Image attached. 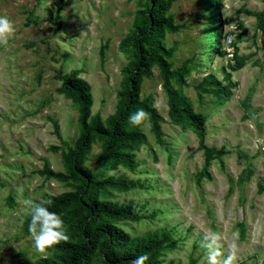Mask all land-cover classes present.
<instances>
[{
    "label": "rangeland",
    "instance_id": "obj_1",
    "mask_svg": "<svg viewBox=\"0 0 264 264\" xmlns=\"http://www.w3.org/2000/svg\"><path fill=\"white\" fill-rule=\"evenodd\" d=\"M143 2L0 0V15L16 29L0 46V264L53 258L50 251L37 253L24 233L30 214L23 200L46 202L72 190L38 174L44 167L65 172L62 153L79 132L77 105L58 88L74 74L89 88L91 116L104 121L114 113L121 72L131 61L127 39ZM169 14L183 27L161 43L174 48L172 70L188 69L184 84L172 81L171 88L202 115L204 144L217 155L205 165L196 134L170 121L153 67L139 96L162 117V142L146 121L140 126L146 142L131 151L134 172L104 169L97 141L84 166L100 178L113 175L134 185L110 200L130 204L141 219L117 225L131 238L169 232L176 244L162 251L161 264H202L199 244L210 231L223 234L225 255L237 244V264H264V0H173ZM207 76L228 95L201 88ZM65 225L70 239L71 224Z\"/></svg>",
    "mask_w": 264,
    "mask_h": 264
},
{
    "label": "trees",
    "instance_id": "obj_2",
    "mask_svg": "<svg viewBox=\"0 0 264 264\" xmlns=\"http://www.w3.org/2000/svg\"><path fill=\"white\" fill-rule=\"evenodd\" d=\"M173 0H144L142 9L135 13L131 34L127 42L131 51V61L122 70L120 87L116 93L117 103L114 113L101 121L98 115L91 116V95L88 86L75 75L62 79L58 93L77 105L78 136L71 146L62 153L64 173H55L44 167L39 175L57 182L68 183L72 190L58 196L48 197L52 201L47 205L71 224V237L67 242L50 249L52 259L38 264H130L137 256L148 254L146 264H161L162 251L173 248L176 244L169 232L146 234L131 238L118 227L122 222H138L139 212L130 204H118L110 200L113 192H128L134 185L113 175L100 178L84 166L87 153L92 144L100 143L104 169L122 167L134 172L136 163L132 150L146 142L140 126H132L129 116L137 109H144L150 114V131L158 143H161L162 117L152 107L149 98L139 96L143 78L151 74L156 67L162 79V88L167 94L168 117L174 125L183 124L199 140L203 151L204 164L208 165L217 152L204 144L202 115L192 111L180 97L179 92L171 88L174 81L184 84L183 78L188 74L186 64L172 70L169 62L174 48H165L161 41L166 33L174 34L183 25H175L169 14ZM260 27H264V15ZM100 60L103 62V51ZM240 65V64H239ZM201 88H212L220 97L228 95L214 77L207 76L200 83ZM24 233L29 234L28 225ZM188 264H196L189 260Z\"/></svg>",
    "mask_w": 264,
    "mask_h": 264
},
{
    "label": "clouds",
    "instance_id": "obj_3",
    "mask_svg": "<svg viewBox=\"0 0 264 264\" xmlns=\"http://www.w3.org/2000/svg\"><path fill=\"white\" fill-rule=\"evenodd\" d=\"M49 5H42L48 7ZM15 25L12 20L0 15V46H7L9 41L15 35ZM150 120V114L144 109H137L129 116V123L132 126L144 125L146 121ZM22 192L23 188L17 189ZM52 201L36 202L31 197L23 200L24 206L28 209L30 214V222L28 224V232L34 242L33 246L37 253L46 254L50 249L59 245L61 242H67L69 235L65 222L61 215L54 211H50L49 207ZM223 234L221 232L210 231L204 234L200 240V248L204 249L205 256L202 264H237L238 260V246L233 242L227 251L224 253ZM149 260L148 254H141L130 262V264H146Z\"/></svg>",
    "mask_w": 264,
    "mask_h": 264
}]
</instances>
